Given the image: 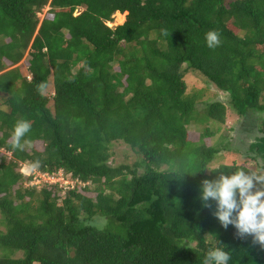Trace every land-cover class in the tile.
Segmentation results:
<instances>
[{
  "label": "trees",
  "instance_id": "obj_1",
  "mask_svg": "<svg viewBox=\"0 0 264 264\" xmlns=\"http://www.w3.org/2000/svg\"><path fill=\"white\" fill-rule=\"evenodd\" d=\"M114 16L123 25L109 27ZM184 65L227 93L240 118L264 114V0H0V249L10 252L0 264H204L215 247L229 264H264V246L223 228L215 202L200 199L203 180L253 170L209 171L221 150L206 143L212 131L190 138ZM228 110L206 112L224 126ZM19 120L32 125L20 149ZM258 129L249 155L264 169V122ZM114 143L142 163L111 166ZM37 162L75 188L27 186L34 177L19 168Z\"/></svg>",
  "mask_w": 264,
  "mask_h": 264
},
{
  "label": "rangeland",
  "instance_id": "obj_2",
  "mask_svg": "<svg viewBox=\"0 0 264 264\" xmlns=\"http://www.w3.org/2000/svg\"><path fill=\"white\" fill-rule=\"evenodd\" d=\"M45 10H48L46 8ZM82 11L79 10V12ZM44 15L41 16L43 18ZM123 24L120 23L119 18L113 17V21L108 23V26L111 28H116L117 26H121ZM26 59L19 64L22 68V72L24 75H28L26 67H25ZM184 70L186 71L185 82L187 84V98L194 101L196 103L195 114L196 119L195 122L188 128L190 133V138L194 141L199 140V137L205 133V131L209 130L210 132H214V136L211 139H206V143L209 146L217 147L221 150V153L217 155L214 162L210 165L209 171L212 169H216L221 165H233L237 164L238 167H247L253 171L260 172L261 167L257 161H252L250 159L252 154H250V145L255 141V137L259 135V127L264 122V114L253 115V117H248L246 120L244 118H240L235 110L230 107L229 104V95L215 87L212 83H210L207 79H205L198 72L194 71L191 68H188V65H184ZM53 92V78H51V85L47 90L46 94ZM215 102H224L228 110V117L226 124L221 126L218 122L211 120L207 116V107L211 103ZM2 101L0 100V105H2ZM262 103L264 104V93L262 96ZM52 107V104L50 105ZM232 130V132H230ZM227 136V139L224 136ZM112 158L110 160L111 166L114 168H119L121 166H128L132 169L136 168V165L141 164V156L136 153L131 147L125 145L124 143H114L111 148ZM5 156L9 158L10 154L6 152H2ZM260 165H264L260 160ZM20 173L24 177H34V181L32 183H28L27 186L35 185L39 189H42L44 184L54 185L58 183V185L63 184V178L60 175L55 179H49L44 175H40L36 170H33L31 166L22 165L19 168ZM140 172L143 171V168L138 167ZM49 182V183H47ZM86 184L85 186H88ZM91 185V184H90ZM91 188H95L91 185ZM66 190V189H65ZM5 219L4 216L0 212V231H6L5 227ZM99 224H104V220L97 219ZM10 254L9 251L0 249V257L8 256ZM23 254L19 252L15 257H21Z\"/></svg>",
  "mask_w": 264,
  "mask_h": 264
},
{
  "label": "clouds",
  "instance_id": "obj_3",
  "mask_svg": "<svg viewBox=\"0 0 264 264\" xmlns=\"http://www.w3.org/2000/svg\"><path fill=\"white\" fill-rule=\"evenodd\" d=\"M206 41L209 48L217 46L219 34L216 31L208 32ZM44 90L45 86L41 84V94ZM31 127L27 120L17 121L12 134L14 148L23 147L21 141ZM38 166L39 162L32 164L31 168L35 170ZM200 199L206 208H211V202H215L213 215L223 228L231 225L240 237L251 236L254 243L264 246V169L257 172L238 168L215 179H205ZM231 259L228 251L215 247L208 251L204 264H229Z\"/></svg>",
  "mask_w": 264,
  "mask_h": 264
},
{
  "label": "built area",
  "instance_id": "obj_4",
  "mask_svg": "<svg viewBox=\"0 0 264 264\" xmlns=\"http://www.w3.org/2000/svg\"><path fill=\"white\" fill-rule=\"evenodd\" d=\"M44 176H46L47 178H49V179H56L57 178V176H47V175H44ZM60 177H62L63 178V182H65V185H63V184H61L60 183V187H61V189H63V190H67V189H69V188H72V189H74L75 188V183H73V182H69V181H67V180H65L64 179V177H63V175L62 174H60ZM47 183H49V182H47ZM54 185H58V183H55Z\"/></svg>",
  "mask_w": 264,
  "mask_h": 264
},
{
  "label": "bare ground",
  "instance_id": "obj_5",
  "mask_svg": "<svg viewBox=\"0 0 264 264\" xmlns=\"http://www.w3.org/2000/svg\"><path fill=\"white\" fill-rule=\"evenodd\" d=\"M121 14V13H120ZM122 15V14H121ZM123 16V15H122Z\"/></svg>",
  "mask_w": 264,
  "mask_h": 264
}]
</instances>
